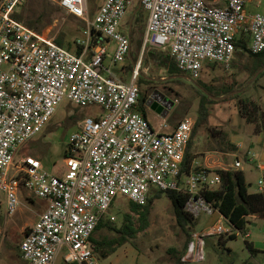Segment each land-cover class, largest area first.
<instances>
[{
  "label": "built area",
  "instance_id": "built-area-1",
  "mask_svg": "<svg viewBox=\"0 0 264 264\" xmlns=\"http://www.w3.org/2000/svg\"><path fill=\"white\" fill-rule=\"evenodd\" d=\"M22 0H0V210L15 213L22 190L46 201L45 209L26 230L18 245L29 264H54L59 253L65 263L100 264L90 240L112 203L125 198L145 204L151 189L182 190L189 194L185 210L197 216L213 210L199 195L215 188L214 169H243L234 156L217 160L214 169L193 161L188 172L182 162L193 130L192 118L180 120L170 131L161 118L154 130L138 109L136 80L141 59L130 82L103 64L114 43L111 62H122L131 40L121 30L130 4L147 14L143 45L166 51L189 78L197 79L205 60L229 69L237 41L246 37V50L264 51V10L261 0H103L87 23L85 38H77L79 53L58 45L54 37L37 32L15 18ZM67 13L87 19L86 0H50ZM253 4L256 11L248 10ZM67 99L77 105H99L102 115L85 116L69 137L65 170H44L39 159L23 157L10 173L20 147L39 133ZM242 143L236 142L237 150ZM248 162L264 172V158L247 151ZM263 177L258 179L262 190ZM223 216L202 231L192 230L184 258L200 260L207 236L233 230ZM237 235L238 232L235 231ZM264 264V263H263Z\"/></svg>",
  "mask_w": 264,
  "mask_h": 264
},
{
  "label": "rangeland",
  "instance_id": "rangeland-1",
  "mask_svg": "<svg viewBox=\"0 0 264 264\" xmlns=\"http://www.w3.org/2000/svg\"><path fill=\"white\" fill-rule=\"evenodd\" d=\"M261 1L263 4L261 9L264 10V0ZM102 2L103 0H86L88 10L86 20L72 16L50 0H22L16 8V13L26 16H33L40 10H45L47 14L51 13L54 18L42 31L52 37L64 33L65 41H67L85 38L84 31L87 23L93 20ZM137 7L138 4L134 1L130 4L123 19L122 31L127 32L130 21L134 23ZM247 7L251 12L256 11L253 4ZM140 11L143 14L141 24L145 26L147 14L144 10ZM105 45L108 52L103 64L109 67L115 76L124 82H130L133 70H126L129 59L140 58L141 66L138 72L142 73L144 79L139 82L140 91L150 95L155 88L173 101L165 117L160 114L156 116L151 110H146V118L154 128L158 127L161 118H164L167 123L172 121L174 126L184 118L196 120L202 94L201 88H205L206 84L211 85L213 92L219 95L213 96L214 102L206 104L207 115L201 125L196 128L191 152L195 150L200 158L205 149L218 145L221 134L217 132H224L230 139L233 137L235 142L243 144V147L236 149L237 152L234 153V156L239 157L241 161L244 158L247 159V151L255 152L259 158H264V133L254 134V125L240 117L237 105L239 99L250 98L264 110V57L261 62L255 63L253 61L255 56L250 55L247 50L238 48L229 69L222 68L213 61L205 60L200 76L192 79L178 73L174 76L167 75L163 68L149 58L148 50L153 47L144 46L143 42L140 50L132 42L130 58L126 57L122 62L115 63L111 62L114 43ZM156 50L166 52L157 48ZM135 65L136 63L133 69ZM148 80L150 83H146ZM234 93L237 94L235 98H222ZM102 112V108L96 104L81 106L67 99L63 100L43 129L20 147L9 172L15 173L16 166L23 157L32 156L40 160L47 172L61 175L65 170L63 158L68 149L69 137L78 129V122L85 116L102 115ZM243 165L242 170L249 191H257L261 171L256 168L255 162H243ZM20 201L18 210L11 215L0 210V264H29L18 255V245L26 230L45 209L46 201L26 190H22ZM124 212H129L128 200L125 198L117 199L109 210L110 215L115 217L114 222H117L120 213ZM133 218L136 221L135 214ZM218 218L219 213L215 210L201 211L197 216H193L190 233L192 230L202 231L208 228ZM247 220L245 227L237 230L238 234L234 238L228 236L236 230L220 233L221 241L220 234L207 236L204 240L202 259L196 261L185 259L184 252L180 261H177L186 241V234L171 201L163 194L153 201L146 228L119 246L115 252L101 258L100 264H263L264 254L259 252L251 256L245 241L251 242L257 249L263 247L264 218L249 216ZM222 224L228 226L225 220H222ZM135 226H138L137 221ZM93 236L97 239L112 238L114 234L102 228L94 232ZM63 252L64 250L59 253L54 264H69L63 261Z\"/></svg>",
  "mask_w": 264,
  "mask_h": 264
},
{
  "label": "trees",
  "instance_id": "trees-1",
  "mask_svg": "<svg viewBox=\"0 0 264 264\" xmlns=\"http://www.w3.org/2000/svg\"><path fill=\"white\" fill-rule=\"evenodd\" d=\"M142 8L135 9V21L129 22L127 33L131 40V43L134 42L136 48L140 50L144 35L145 26L142 25L143 14L141 13ZM15 18L21 21L24 25L30 29L42 32L43 28L52 21L54 18L51 13H46L45 10H40L38 13H34L33 16H26L21 13H16ZM73 16V15H72ZM76 39L65 41L64 33L58 34L54 37L55 42L58 45H61L68 50H72L75 53L81 51L82 46L76 43ZM237 47L241 50L246 51V37L241 36L237 41ZM149 58L160 68H163L167 75L174 76L177 73L185 75L182 71L178 69L175 64L174 59L170 56L168 52H159L156 48H150L148 50ZM250 54V53H249ZM252 55V54H250ZM255 56L254 62L259 63L264 57V51L259 54L252 55ZM130 58V53L127 55ZM137 62L135 59H129V64L126 67V70L132 71L134 64ZM224 68L221 64H217ZM143 76L139 72L136 83L139 88V97H138V109L146 117V112L144 108V103L146 101V94L140 91L139 82H142ZM150 81L148 80V82ZM205 88H201L202 94L199 101L198 115L194 121L193 130L190 136V140L187 144L186 151L184 154L182 162V170L188 172L191 168L193 157L190 153V147L192 145V139L195 135L196 128L201 125L202 121L206 118L207 107L206 104L209 102H214L213 96L219 95L213 92V87L211 85H205ZM154 89V88H153ZM237 94H228L222 98H235ZM221 98V99H222ZM238 112L241 118L246 122L252 123L254 125V134L258 135L259 133H264V110L261 109L260 105L250 99L242 98L238 100ZM221 134L219 145L225 146L227 134L224 132H217ZM234 146V145H233ZM232 146V150L234 149ZM67 155V150L65 151L64 156ZM247 159L244 158L243 161ZM219 175V183L215 188L204 189L200 191L199 195L208 203V205L220 215L223 216L224 220L233 230H242L246 223L247 217L249 216H258L264 218V173L263 177V187L262 190L249 191L248 184L245 179V174L242 169L237 170H223L220 168L214 169ZM165 195L172 203L175 214L180 221V225L186 234V241L180 252V255L177 258V261H180L181 255L185 252L188 242L191 238L190 228H192L191 223L193 222V215L185 210V204L188 200L189 194L185 191L180 190H158L151 189L145 204L138 205L132 201L128 200V209L129 212L120 213L119 219L117 222L111 221L108 216L102 217L97 223L94 232L99 229H106L114 234L112 238L102 237L97 239L91 236L90 240L93 245V250L100 262L101 258L108 256L116 251V249L127 242L129 239L133 238L136 233L146 228L148 223V215L152 206V203L155 199L159 198L161 195ZM117 200H115L112 205ZM133 214L136 215V221L138 226H135V220ZM235 233H231L228 237L234 238ZM222 235H219V240L221 241ZM206 244V242H205ZM246 248L250 252L251 256H255L257 253L261 252L264 254V242L261 249H257L253 246L251 242L245 241ZM18 255L20 253L18 251ZM77 264V263H72Z\"/></svg>",
  "mask_w": 264,
  "mask_h": 264
},
{
  "label": "crops",
  "instance_id": "crops-1",
  "mask_svg": "<svg viewBox=\"0 0 264 264\" xmlns=\"http://www.w3.org/2000/svg\"><path fill=\"white\" fill-rule=\"evenodd\" d=\"M233 61H234V59H233ZM151 111L154 112L153 110H151ZM155 115L158 116L157 113H155ZM151 127L154 130H156V131H161L159 125H158L157 128H154L152 125H151ZM173 128H174V123H172V121H169L168 127L165 130H163V131H170ZM235 143L236 142L234 141V138L233 137L230 139L228 136H226V142H225L226 145L225 146H221V145L218 144L216 147H212V148L210 147L209 149L207 148V149H205V151H203L201 153L202 156L200 158L197 156L198 152H195V150H192V152H191L193 143H192L189 151H190V153L192 155H194L193 161H199L202 165H204V166H206L208 168L214 169V168L217 167V163L216 162L220 158V156H221V158H222V160L224 162H231L232 161V158L234 157V155H235L234 153L236 151ZM232 146L234 148L233 150H232ZM218 153L220 154V156H218ZM247 163H248V161H247ZM262 175H263V172H261V176ZM18 251H19V249H18Z\"/></svg>",
  "mask_w": 264,
  "mask_h": 264
},
{
  "label": "water",
  "instance_id": "water-1",
  "mask_svg": "<svg viewBox=\"0 0 264 264\" xmlns=\"http://www.w3.org/2000/svg\"><path fill=\"white\" fill-rule=\"evenodd\" d=\"M138 8H140L139 5ZM152 97L155 98V103L153 105H150L147 102L146 105L155 113L160 114L162 117H165L169 109L172 107L173 101L170 98L164 96V94L158 90H154L152 92Z\"/></svg>",
  "mask_w": 264,
  "mask_h": 264
},
{
  "label": "flooded vegetation",
  "instance_id": "flooded-vegetation-1",
  "mask_svg": "<svg viewBox=\"0 0 264 264\" xmlns=\"http://www.w3.org/2000/svg\"><path fill=\"white\" fill-rule=\"evenodd\" d=\"M154 90H157V89H153V91ZM152 91V92H153ZM165 96V95H164ZM147 98H146V101H145V103H144V108H145V112H146V110L147 109H149V110H151V108H149L147 105H146V103L148 102V104H150V105H153L154 103H155V98L154 97H152V93L150 94V95H147L146 96Z\"/></svg>",
  "mask_w": 264,
  "mask_h": 264
}]
</instances>
